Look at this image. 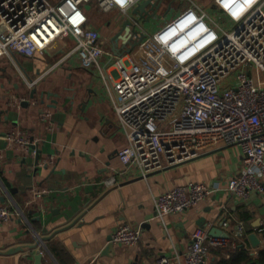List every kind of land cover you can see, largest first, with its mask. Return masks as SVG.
I'll list each match as a JSON object with an SVG mask.
<instances>
[{
	"label": "crops",
	"instance_id": "0c3cea01",
	"mask_svg": "<svg viewBox=\"0 0 264 264\" xmlns=\"http://www.w3.org/2000/svg\"><path fill=\"white\" fill-rule=\"evenodd\" d=\"M183 1L158 0L151 26L137 28L151 34L194 7L192 2L199 14L201 8L228 23L220 17L223 10L217 0L207 6L203 0H189L188 8ZM133 9L126 15L118 10L119 18L107 24L108 34L96 28L105 42L100 68L85 67L76 54L68 57L76 45L72 37L55 41L41 55L0 60V206L20 213L0 222V264H35L34 257L26 255L28 246L39 242L45 245L38 248L45 252L43 264H156L161 254L183 264L199 227H221L230 234L231 245L212 249L207 264H217L221 255L229 258L238 246L257 252L248 238L252 233L264 248V233L259 232L264 227V192L254 191L242 201L227 190L230 178L242 172L240 146L221 145L146 177L121 163L118 152L128 141L114 109L113 86L121 66L147 60L138 46L131 54L116 55L110 41L125 21L135 23ZM104 72L113 79L106 80ZM16 132L33 138L36 149L22 151L11 145L5 136ZM110 177L118 183L108 186ZM190 182L218 190L192 209L158 217L154 199ZM35 192L41 197L31 203ZM124 223L142 227L140 242L114 244L108 250L110 237ZM239 227L244 230L241 236ZM14 248L22 250L9 253Z\"/></svg>",
	"mask_w": 264,
	"mask_h": 264
},
{
	"label": "built area",
	"instance_id": "2783aa9c",
	"mask_svg": "<svg viewBox=\"0 0 264 264\" xmlns=\"http://www.w3.org/2000/svg\"><path fill=\"white\" fill-rule=\"evenodd\" d=\"M93 1L102 11L126 15L141 0H0V60L41 55L55 41L72 37L76 45L68 57L76 54L85 67L100 68L105 42L90 20ZM192 3L151 34L138 28L143 35L138 47L147 62L121 66L113 86L114 109L128 141L118 157L126 170L146 177L221 145L240 146L242 172L230 178L227 190L248 201L252 192H264V0H217L226 25L201 8L199 14ZM5 138L22 151L36 144L17 132ZM105 182L113 186L118 180ZM217 190L196 182L178 186L154 199L157 216L183 213ZM40 197L35 192L31 203ZM19 214L12 206H0V222ZM141 238L142 227L124 223L112 242L135 246ZM230 245V238L199 227L183 264H207L212 249ZM156 264L180 263L161 254Z\"/></svg>",
	"mask_w": 264,
	"mask_h": 264
},
{
	"label": "water",
	"instance_id": "95a60500",
	"mask_svg": "<svg viewBox=\"0 0 264 264\" xmlns=\"http://www.w3.org/2000/svg\"><path fill=\"white\" fill-rule=\"evenodd\" d=\"M158 0H146L140 4H138L132 11V15L134 17V21L136 22V24H146V22L149 23V20L151 17H153V14H155V12H157L158 7L160 6L158 3ZM86 9H90V5H86L85 6ZM148 10H151L150 12ZM152 13V14H151ZM133 21L131 20H127L122 24V28L121 30L114 35V37L111 39L110 43H111V48L112 51L116 54V55H122L123 54H131L133 52V50L139 45V43L143 40V37L140 35L141 32L139 31V29L137 28V25L135 24ZM121 44V45H120ZM36 91L32 92V97H34ZM33 140V138H32ZM34 149H36V146L34 147ZM41 151L38 149L37 150V159H39ZM211 152L202 154L200 156H197L193 159H189L186 161H183L181 163H176V164H172V165H168L166 167H164L163 169H160L154 173H160L162 171H166L169 169H172L176 166L182 165L183 163L192 161L196 158L205 156L210 154ZM210 235L214 236V237H222V238H230V234L227 233L226 231L222 230L221 227H214L211 229L210 231ZM249 240L253 246V248H257L260 243L261 240L259 238V236L256 233H252L249 235ZM44 242V241H43ZM39 244L41 246H43L45 248L44 243L39 242ZM39 244L37 245H30L28 246V248L30 249V253H27V257L29 256H33L34 257V263L35 264H43V259H44V251L39 249ZM114 246V243L112 242V237H110V244L108 246V250L111 249V247ZM22 248L18 249V248H14L11 249L9 251V253H14L15 251H21ZM211 264H215L214 262Z\"/></svg>",
	"mask_w": 264,
	"mask_h": 264
},
{
	"label": "rangeland",
	"instance_id": "374dc122",
	"mask_svg": "<svg viewBox=\"0 0 264 264\" xmlns=\"http://www.w3.org/2000/svg\"><path fill=\"white\" fill-rule=\"evenodd\" d=\"M203 1L205 2V6H207L208 3H209V0H203ZM183 3H184V6L186 8H188L189 6H191L189 4V0H184ZM92 7H93V9L89 13L91 23L93 24V26H96L95 28L98 27V29L99 28L102 29L101 30L102 34H105V35L108 34V26H107V24H108V22H110V21H112L114 19L119 18L118 10H112V11H109V12L102 11V10H100L99 4H98L97 1H93ZM162 8H161L160 13L158 14V16H161L162 11H163ZM153 20H155V19L153 18ZM153 20H151L149 23H146L144 25L145 26H148V27L151 26V23L153 22ZM159 61L160 60L157 59V62L158 63H159Z\"/></svg>",
	"mask_w": 264,
	"mask_h": 264
},
{
	"label": "trees",
	"instance_id": "16d2710c",
	"mask_svg": "<svg viewBox=\"0 0 264 264\" xmlns=\"http://www.w3.org/2000/svg\"><path fill=\"white\" fill-rule=\"evenodd\" d=\"M217 264H264V248L253 252L248 247L238 246L231 251L229 258L221 255Z\"/></svg>",
	"mask_w": 264,
	"mask_h": 264
}]
</instances>
